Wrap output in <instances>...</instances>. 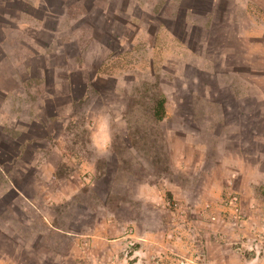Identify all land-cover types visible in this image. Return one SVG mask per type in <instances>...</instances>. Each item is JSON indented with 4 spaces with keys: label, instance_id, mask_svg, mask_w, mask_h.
I'll use <instances>...</instances> for the list:
<instances>
[{
    "label": "rangeland",
    "instance_id": "1",
    "mask_svg": "<svg viewBox=\"0 0 264 264\" xmlns=\"http://www.w3.org/2000/svg\"><path fill=\"white\" fill-rule=\"evenodd\" d=\"M211 1L0 0V264H264V39ZM152 60L167 104L146 152L124 114Z\"/></svg>",
    "mask_w": 264,
    "mask_h": 264
},
{
    "label": "trees",
    "instance_id": "2",
    "mask_svg": "<svg viewBox=\"0 0 264 264\" xmlns=\"http://www.w3.org/2000/svg\"><path fill=\"white\" fill-rule=\"evenodd\" d=\"M120 54H116L115 58H109L101 66L96 68L97 77L88 78L87 84L105 80L108 76L114 77L123 70L119 65L118 59ZM115 55V54H113ZM152 72L156 74L154 80H143L140 84L134 86L132 99L128 106V111L124 114L130 128L128 131V139L131 146L137 149H144L146 152L158 149V145L164 142V134L161 128V122L166 116L167 97L161 87L159 75L155 67V61L152 60ZM119 72V73H118ZM94 76V75H93ZM25 143L27 139H23ZM19 142L21 148L23 144ZM3 164V162H0ZM5 200V196L0 197V203Z\"/></svg>",
    "mask_w": 264,
    "mask_h": 264
},
{
    "label": "crops",
    "instance_id": "3",
    "mask_svg": "<svg viewBox=\"0 0 264 264\" xmlns=\"http://www.w3.org/2000/svg\"><path fill=\"white\" fill-rule=\"evenodd\" d=\"M211 9L212 6L222 7L226 4H233L235 6V16L233 17L234 21L240 22L239 26V35L246 38H255L260 37L264 39V0H212L211 1ZM202 12V11H201ZM207 13H203V15ZM20 27H24L21 26ZM40 30V28H38ZM96 40V39H95ZM96 51L99 49V53H106L108 52L107 48H103L100 42H96ZM88 51H90V48L87 47L83 52H81L79 57H75L74 59H70L68 63V71H76V70H82V71H88L90 68H92V64L89 63L88 60ZM43 53V52H42ZM198 67H202V65H198ZM107 78H116V77H107ZM3 115V116H2ZM0 114V123L4 124L5 122H14L12 118ZM3 117H7V120L4 121ZM99 133H102L104 142L99 148L107 147V145L110 142L111 136H110V130L106 126H98ZM34 162L30 161V165L34 166L38 164V167H42L45 164H50L48 160L47 153L36 151L34 155ZM0 176L3 179V183L0 182V196L4 195L8 190L15 187L16 182L12 181V179L9 177V174L7 171L1 168L0 166ZM51 176H53V172H51ZM18 197H24L26 200L32 203V201L26 196V194L23 193V191L18 190ZM201 260L199 264H221L219 263V260H222L223 256H214L211 259H209L207 256H201Z\"/></svg>",
    "mask_w": 264,
    "mask_h": 264
}]
</instances>
